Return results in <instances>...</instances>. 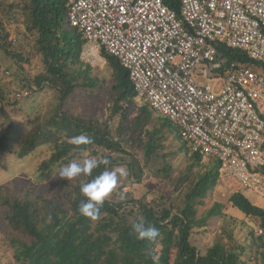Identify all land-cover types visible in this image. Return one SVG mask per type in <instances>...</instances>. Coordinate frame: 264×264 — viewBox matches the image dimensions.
I'll return each mask as SVG.
<instances>
[{
  "label": "trees",
  "instance_id": "obj_1",
  "mask_svg": "<svg viewBox=\"0 0 264 264\" xmlns=\"http://www.w3.org/2000/svg\"><path fill=\"white\" fill-rule=\"evenodd\" d=\"M164 2L179 12L180 0ZM18 7L28 15L38 32L37 49L44 68L36 75L35 83L38 88L47 85L55 89L60 100L55 113L46 119L37 117L20 142L21 157L44 145L52 149L38 166L37 181L46 180L59 167L82 159L86 152L97 158L109 157V167L114 168L117 164L114 154L123 150L121 139H127V133L132 139L131 133L137 132L142 138L145 128L148 135L144 142L146 160L160 162L156 176L174 181L171 179L174 167L165 162L167 155L159 153L158 149L163 148L162 140L168 135H177L180 149L192 158V164L188 173L174 183L176 187H185L180 203L165 194L149 201L126 193L124 201L120 196L107 198L101 207L100 218L96 220L83 216L78 207L85 199L79 191L80 184L92 177L79 176L74 181L61 179L60 195L38 192L35 181L24 192H12L1 185L0 223L16 263L153 264L152 256L155 255L159 258L158 264H249L243 253L254 246L264 263V208L253 203L245 192L231 193L229 201L246 215L258 217L262 234L255 235L251 231L248 246H232L218 240L204 252L192 242L196 228L205 227L210 217L223 214L221 202H215L212 208L200 214V207L206 204L207 197L219 182V164L215 160L203 164L201 156L192 153L183 141L178 128L167 117L157 116L158 113L148 105L140 107V114L132 121L128 120L129 113L137 107L136 92L129 71L104 47L102 54L115 79L109 93L108 118L83 117L63 110L62 103L78 88L94 92L101 82L105 84L106 81L95 74L90 63L82 60L84 41L77 28L71 25L69 10L63 0H21ZM0 28L5 31L1 19ZM8 37L6 31L0 34L6 51L13 48ZM216 45L225 65L233 61L246 66L255 64L244 51L225 41H218ZM2 89L0 86V101L5 99ZM118 115L121 116L120 124L114 130L109 121ZM155 118L158 119L156 125L149 128ZM125 121L129 122L127 127ZM81 133L92 137L93 143L77 147L69 142ZM8 138L7 132L0 135V155L9 147ZM103 167L94 170L93 176ZM119 189L120 193L123 192V185ZM141 219L146 225L154 224L159 229L160 236L156 241L140 240L132 231L131 225Z\"/></svg>",
  "mask_w": 264,
  "mask_h": 264
},
{
  "label": "built area",
  "instance_id": "obj_2",
  "mask_svg": "<svg viewBox=\"0 0 264 264\" xmlns=\"http://www.w3.org/2000/svg\"><path fill=\"white\" fill-rule=\"evenodd\" d=\"M63 1L84 46L104 47L129 71L139 107L215 160L228 191L264 199V0H180L179 12L164 0ZM218 41L255 64L225 65Z\"/></svg>",
  "mask_w": 264,
  "mask_h": 264
},
{
  "label": "rangeland",
  "instance_id": "obj_3",
  "mask_svg": "<svg viewBox=\"0 0 264 264\" xmlns=\"http://www.w3.org/2000/svg\"><path fill=\"white\" fill-rule=\"evenodd\" d=\"M20 2L21 0H0V19L5 31L9 33L8 41H12L13 46L12 49L6 51L3 47L4 43L0 41V86L5 95V99L0 101V135L7 132L9 136V147L5 154L0 155V186L4 185L12 192L16 190L24 192L27 186L35 181L38 192L60 195L59 186L63 179L59 177L61 167L46 180L37 181L36 179L38 166L51 154V147L48 145L38 147L24 157L19 154L21 139L35 124V119L50 117L60 105L58 92L55 89L47 85L38 88L35 83V77L43 70L44 64L37 49L38 32L33 28L28 15L18 7ZM5 31L0 28V34H4ZM81 58L86 63H90L95 74L106 82L105 84L101 82L94 92L78 88L62 103V108L71 114L106 119L109 115V93L115 82L112 78V69L102 54V48L96 51L88 49L85 45ZM24 91H29V93L18 95ZM137 102L136 100V109L129 113L128 120L130 121L140 114V105ZM120 119L121 116L118 115L109 121L114 130L120 124ZM156 121L158 119L155 118L149 128H153ZM126 124L128 126L129 122L125 121V127H127ZM146 130L145 128L142 138L137 132L131 133L132 139H130V133L126 134L127 139H121L123 150L114 154L117 160L115 167H126L129 175L121 178L108 198L119 197V187L123 185L122 191L128 193L130 197H145L151 201L156 196L165 194L170 196L174 202L180 203L185 187H176L174 183L177 178L188 173L192 158L180 149L181 142L177 139V135H168L167 139L162 140L163 148L158 149L159 153L167 155H165V162L173 165L174 171L171 179L174 181H165L164 176H156V168L160 166V162L153 160L147 162L146 160L144 148V142L148 139ZM85 154L91 156L89 152ZM211 162L207 160L203 161V164ZM74 180L75 178L71 179V181ZM245 194L253 203L264 208L263 198L251 191H246ZM230 195L231 192L219 181L215 191L207 197L206 204L200 207L202 215L212 208L215 202H221L224 205L221 216L210 217L205 227L194 230L192 242L203 252L218 240H222L227 245L248 246L251 242V231H254L255 235H260L259 218L246 215L233 206L229 201ZM243 258L248 260L249 264H264L262 255L255 246L246 249ZM0 264H17L13 250L7 243L2 223H0Z\"/></svg>",
  "mask_w": 264,
  "mask_h": 264
},
{
  "label": "clouds",
  "instance_id": "obj_4",
  "mask_svg": "<svg viewBox=\"0 0 264 264\" xmlns=\"http://www.w3.org/2000/svg\"><path fill=\"white\" fill-rule=\"evenodd\" d=\"M74 146L88 145L93 143L92 137L85 133H81L72 137L69 141ZM111 160L105 156L97 158L87 154L80 160L73 161L59 170V177L71 180L79 176L92 177L90 180L82 181L79 191L84 200L80 201L78 207L80 213L93 220L100 218L101 207L105 200L110 196L113 190L119 184L121 178L129 175L128 170L124 166L109 167ZM103 167V170L93 176L94 170ZM126 199V193H120V200ZM132 231L140 240L154 242L160 236L159 229L154 224H147L143 219L131 225ZM158 256L153 255V264H158Z\"/></svg>",
  "mask_w": 264,
  "mask_h": 264
},
{
  "label": "water",
  "instance_id": "obj_5",
  "mask_svg": "<svg viewBox=\"0 0 264 264\" xmlns=\"http://www.w3.org/2000/svg\"><path fill=\"white\" fill-rule=\"evenodd\" d=\"M262 214H264V211L262 212Z\"/></svg>",
  "mask_w": 264,
  "mask_h": 264
},
{
  "label": "crops",
  "instance_id": "obj_6",
  "mask_svg": "<svg viewBox=\"0 0 264 264\" xmlns=\"http://www.w3.org/2000/svg\"><path fill=\"white\" fill-rule=\"evenodd\" d=\"M211 161H213V160H211Z\"/></svg>",
  "mask_w": 264,
  "mask_h": 264
}]
</instances>
